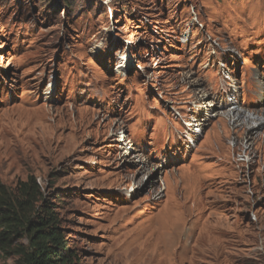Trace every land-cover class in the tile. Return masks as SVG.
<instances>
[{
    "label": "rangeland",
    "instance_id": "374dc122",
    "mask_svg": "<svg viewBox=\"0 0 264 264\" xmlns=\"http://www.w3.org/2000/svg\"><path fill=\"white\" fill-rule=\"evenodd\" d=\"M262 117L264 0H0V184L81 264H264Z\"/></svg>",
    "mask_w": 264,
    "mask_h": 264
},
{
    "label": "trees",
    "instance_id": "16d2710c",
    "mask_svg": "<svg viewBox=\"0 0 264 264\" xmlns=\"http://www.w3.org/2000/svg\"><path fill=\"white\" fill-rule=\"evenodd\" d=\"M24 239L27 246L17 247V264H81L50 203L32 177L14 192L0 184V250L11 240Z\"/></svg>",
    "mask_w": 264,
    "mask_h": 264
},
{
    "label": "bare ground",
    "instance_id": "6f19581e",
    "mask_svg": "<svg viewBox=\"0 0 264 264\" xmlns=\"http://www.w3.org/2000/svg\"><path fill=\"white\" fill-rule=\"evenodd\" d=\"M204 103V102H203ZM212 104V103H211ZM210 107V106H209ZM229 113L228 114H233V116H234V114H235V112H231V111H228ZM227 116V115H226ZM228 116H230V115H228ZM239 117V116H238ZM237 117V118H238ZM247 118V117H246ZM233 119H235V116H234V118ZM255 119V118H254ZM232 120V119H231ZM264 124V117H262V118H259L258 120H251V128H253L254 129V127H255V125H256V127H257V125H263ZM248 125V124H247Z\"/></svg>",
    "mask_w": 264,
    "mask_h": 264
}]
</instances>
